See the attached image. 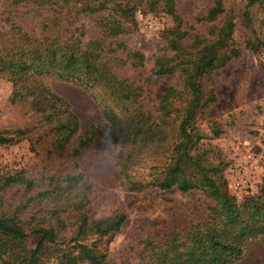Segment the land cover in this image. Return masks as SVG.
<instances>
[{"label": "trees", "instance_id": "16d2710c", "mask_svg": "<svg viewBox=\"0 0 264 264\" xmlns=\"http://www.w3.org/2000/svg\"><path fill=\"white\" fill-rule=\"evenodd\" d=\"M0 1L26 19L0 26V78L13 84L12 103L39 116L31 129L0 131V146L26 138L45 163L38 178L24 170L0 174V264H111L106 251L88 243L127 221L126 213L117 212L90 222L88 170L102 155L114 160L129 191L198 190L211 200L207 214L190 218L187 227L142 240L137 264H236L250 242L264 244V184L243 199L231 194L229 161L199 127L214 103L205 80L241 56L233 9L213 0L196 19L211 25L208 33L190 37L193 26L176 0ZM245 9L249 25L254 11L264 21V0H245ZM139 12L161 13L172 22L163 31L167 53L155 57L151 71L181 83L165 91L155 109L145 103L144 86L129 75L147 57L122 40L138 30ZM85 15L95 16L90 29ZM245 47L264 51V38L254 32ZM45 78L83 88L105 121L82 130L71 105ZM211 128L214 138L223 133L217 122ZM50 238L67 244L51 246Z\"/></svg>", "mask_w": 264, "mask_h": 264}, {"label": "rangeland", "instance_id": "374dc122", "mask_svg": "<svg viewBox=\"0 0 264 264\" xmlns=\"http://www.w3.org/2000/svg\"><path fill=\"white\" fill-rule=\"evenodd\" d=\"M213 0H176L177 8L191 29V36L207 34L211 25L197 24L196 19L206 12ZM226 8L233 9L236 18L235 42L241 56L215 71L205 80L206 94L213 92L214 103L199 127L207 141L222 151L229 161L225 171L227 188L231 194L243 199L256 193L264 184V51L253 52L245 47L252 35L264 38V21L261 13L254 11L251 25L245 16V0H223ZM21 13H10L0 1V26L12 21L26 22ZM138 30L123 36L122 40L147 57L143 68L130 71L132 79L144 86L145 103L155 109L157 101L172 86H180L177 76L152 74L156 56L167 53L163 31L172 22L163 14L137 13ZM95 16L85 15L83 23L90 29ZM31 23V22H29ZM46 84L63 97L80 118L82 130L105 121L102 108L83 88L53 78ZM13 84L0 78V131L33 127L38 115L10 101ZM217 122L223 133L214 138L211 124ZM43 156L30 146L28 139L0 146V174L24 170L30 178H38L44 169ZM92 184V203L88 211L90 222H98L114 213L127 214L122 229L115 233L96 235L88 243L98 245L107 252L111 264H137L141 241L158 234L188 226L190 218L207 214L211 200L198 190L181 192L176 188L145 192L127 189L114 160L102 155L88 170ZM69 234V231L67 232ZM37 237L28 244L35 245ZM55 247H64L66 239H47ZM87 264V263H82ZM236 264H264V244L252 241L247 256Z\"/></svg>", "mask_w": 264, "mask_h": 264}]
</instances>
